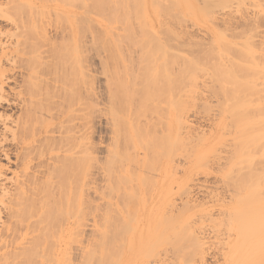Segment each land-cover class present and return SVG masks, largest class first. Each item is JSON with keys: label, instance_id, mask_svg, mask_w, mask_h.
Returning <instances> with one entry per match:
<instances>
[{"label": "bare ground", "instance_id": "1", "mask_svg": "<svg viewBox=\"0 0 264 264\" xmlns=\"http://www.w3.org/2000/svg\"><path fill=\"white\" fill-rule=\"evenodd\" d=\"M143 1L139 0L141 5L138 6L141 12L143 11L142 15L137 13L132 15L131 0H111V6L108 4L94 9L88 0H7L5 3L0 1L2 262L11 264L12 262L8 263L9 260L12 261L14 258L17 260L18 256H22L18 257L22 261L25 258L23 256H26L27 261L31 255L38 254V258L46 260H43L44 263L54 258L53 264H60L59 260L64 256V260L67 259L68 262L64 261V264H74L73 243L77 241L80 243L79 250L84 255H82L84 264H90L91 258L98 253L102 260H105L104 246L100 251L93 248L94 241L89 230L93 216L92 190L95 178L93 165L98 159L93 141L94 115L98 111L108 121L112 140L111 148L107 151V165L104 166L107 172L102 167L106 176L109 175L108 179L106 178L108 185L106 186L109 188L112 184L110 190L105 191H111L109 197L117 194L116 200L117 202L120 200L125 207L127 217L124 216L121 207L115 205L113 208L114 204L107 201L105 213L101 214L102 216L99 214L101 217L98 218L101 219L96 223L98 228L101 225L102 231L98 229L97 232H101L99 235L103 238L102 243H107L106 231L117 223L112 214L114 212L119 214L123 222H132L133 237L130 236L131 239L127 240L130 255L123 264H131L132 260L141 256L143 260L149 259V255L141 246L143 243L149 246L153 244V247L155 243L157 244L158 238L153 239L155 237L153 230L154 227L160 228L163 222L169 220L172 193L165 183L160 186L159 181L155 179L150 181L147 176L140 175L139 171L145 168L142 167L145 165L144 161L149 159L146 158L149 152L155 154L154 159H159L173 158L171 150L177 154L185 151L189 134L185 132L187 65L190 63L193 66L195 63L198 65V62L189 63L186 56H183L186 38L182 25L181 28L177 27V30L172 28L174 25L170 26L169 21L173 20L169 19L174 17L171 13L173 9L174 12L180 9L178 6L182 0L170 2L152 0L153 2H150L153 9ZM193 4L185 2L184 8L196 11ZM124 8H128V13H125ZM139 8L135 11H140ZM150 8L155 10V16L152 15ZM120 9H123L121 12L124 14L116 18L117 21L114 14L112 22L109 23L108 15L113 10ZM92 14L98 16V19L93 21L97 25L94 24L95 30L98 27L101 29L99 32L103 33L97 34V41L104 38L110 41L107 48H104L106 53L104 69L108 79L104 95L106 97L103 98L104 100L107 98L108 105L102 113L99 109L96 111L98 105H94V102H99L103 98L101 94H97L94 87L90 63L94 42ZM132 16L136 18L138 24L136 27L133 25ZM104 20L108 23L103 22ZM114 22L120 23L121 26L114 27ZM175 23L178 25L176 21ZM113 30L124 31L122 35H125L126 43L133 42L138 62L136 65L130 66L133 63L128 65L127 52H121L119 47H122L125 41H120L121 35L114 33ZM131 36L137 40L132 41L129 39ZM171 41L180 43L179 47L176 46L179 53L173 52L174 48L169 44ZM101 46L103 47L102 44ZM237 62L236 60L230 71L220 70L222 74L218 79L224 77V83L229 85L223 84L222 89L230 103L231 111L228 113L232 114L231 117L235 121L231 119L238 128L239 138H235L237 142L234 143L237 145L235 157L239 155L237 159L241 161L245 154L247 157L243 159L248 160L251 154H259L256 152H259V149L264 151V144L260 143L264 138L262 125L264 121L260 122L262 126L258 123V128L254 119L264 116V107L256 105L253 99L258 94L259 84L253 81V76L248 83H243L247 79H240L236 73L247 68ZM128 66L136 68L132 79L126 77L130 75ZM16 72L22 76V89L15 91L12 98L6 88L11 81H17L15 77L12 78ZM261 101L264 102V99L261 98ZM14 109L19 110L21 114L17 117L13 114L8 115V112ZM175 121L178 125H175ZM159 136L161 137L158 138ZM159 149L161 154L156 155ZM142 153L144 157L141 159ZM3 161L6 164H3ZM162 165L164 162L159 163L156 169L159 171ZM258 165H261V168L253 165L255 169L253 167L251 169L257 170L256 172L262 170L261 175L258 172V176L253 178L251 177L253 174H250L252 181L258 178L256 182H249L246 192H243L240 186L235 190L238 196L236 193L232 212L236 216L239 232H244L242 229L244 225L247 233L238 236L241 238V241H238L240 245L238 248L234 245L237 251L232 247L233 244L231 245V249L235 250L231 255L232 259L234 255V259L237 256L247 258V255H243L246 245H250L252 257L264 256V199H259L264 187L258 186L259 181L260 185L261 182L264 184V159ZM12 167L16 169L13 172ZM9 173L12 177L8 176ZM147 183L151 188L150 196L152 195L149 211L146 210L148 200L144 192ZM112 198L114 200V197ZM109 203L113 204V207ZM127 203L131 205L126 207ZM257 204L261 205L258 207ZM243 215L249 219L246 225L242 221ZM162 234L168 237L167 225L162 229ZM179 248L176 246L175 250L179 251ZM167 250L164 252L165 257L169 254ZM150 253L152 254L153 250ZM15 259L13 264L17 262ZM228 259L232 261L231 258ZM20 260V264H23ZM134 262L137 264V261ZM147 263L152 264L149 261ZM163 264L168 263L164 261Z\"/></svg>", "mask_w": 264, "mask_h": 264}, {"label": "rangeland", "instance_id": "2", "mask_svg": "<svg viewBox=\"0 0 264 264\" xmlns=\"http://www.w3.org/2000/svg\"><path fill=\"white\" fill-rule=\"evenodd\" d=\"M0 1L4 3L7 2V0ZM110 1L111 0H88L92 9L101 6L105 7L111 3ZM150 1L152 0H144L143 2H147L149 7L152 8L153 6H151L152 3ZM138 2L139 0H131L132 15H135L136 13L141 14L143 12H141V8L138 7L141 5L140 2ZM185 2L194 3L193 5L196 7V9H194L197 12L189 11L184 8ZM178 7L182 9H177L175 12L173 9L174 14L172 12L171 16L174 15V19L171 17L169 20H173L174 23L173 21H169L170 26L174 25L172 28H175L176 30L181 27L183 28L186 38V46L183 56H186L189 63L192 61L198 62V65H196L197 63L194 64L195 67L191 63V65H187V98H185L187 104L185 119L187 126L185 127L187 129L185 128V132L186 134L189 133L187 137L189 141L187 140V145L185 146L186 149L183 151L185 154L183 152H179V154H177L174 153V150H171L173 153L171 156H173V158L163 157L154 159L155 154L149 152V155L146 157L149 159H147L146 162L144 161L145 165L142 167V164H140L142 168L145 167L143 171H139L140 175L143 177L144 175L147 176L148 180L153 179L154 181L155 179L156 181H159L160 186L163 183L167 185L172 193L171 202L173 206L171 205L170 207L172 208L169 209V220L167 222H163L160 228L154 227L153 235L155 237H153V239L157 240L158 238L157 244L152 241V243H155L154 247L153 244L149 246L146 245V243H143L141 246V249L146 251L145 253L149 255V259L143 260V256H141L136 260H132L130 263L135 264L134 261H137V264H148L147 262L149 261L152 262V264H163L165 261V263L168 264H264V256L259 255L257 257H252L249 251L250 245L246 244V249L243 255H247V258L237 256L236 259H234V255L232 259L231 256L240 245L238 241L240 242L241 238L239 237L244 236L247 233L244 225L242 228L244 229V232H239L240 230L237 227L236 216L232 212V206L235 205V194L237 193L235 190H237L240 186L241 190L246 192V186L248 183H254V181L256 182L258 178L252 181L251 177L254 178L256 175L258 176V172H260L259 175H261L262 170H258V172H256L257 170L254 171L253 169H255V167H253V165H257L258 169L261 168V165L259 166L258 164L264 159V151L259 149L261 147L257 148L259 149V152H256L259 154H251V157L248 160L243 159L247 157V154L241 158V161H238L237 159L239 155L237 158L235 157L237 156V153H235L237 152V145L234 143L237 142L236 139L239 138V133L237 131L238 128L235 126V120L231 117L232 114H229V111H231L230 103L227 100V97L223 94L222 86L225 84V81H223L224 77H222L221 80L218 79L219 77L221 78L222 74L220 70L229 69L230 71V69L234 67L237 60L238 64L240 63L247 68L244 71H238L236 73L237 76L242 80L247 79L246 81H243L245 84L254 77L253 81H255L257 85L259 84L257 87L259 91H257L258 94H256L253 99L255 100L254 102L256 105H263L262 107H264V102L261 101V98L264 99V0H182ZM137 8H139L140 11H137ZM151 8V13L155 16V10H152L153 8ZM124 9L125 13H128V8ZM135 9L137 10L135 11ZM122 10L123 9H120V11L113 10L112 13L108 15L109 23L110 21L112 22L114 14L116 15L115 21H117L116 18L124 14L121 12ZM95 11H92V13ZM106 13L107 12L104 13V16H106ZM91 16L93 17L92 22L95 21V19H98L96 14H92ZM132 18L133 25L136 27V25H138L136 23V18L134 16H132ZM175 21L178 25H175ZM103 22L108 23L105 20ZM94 24L95 23L93 22L92 36L94 42L90 54V63L92 75L94 76V87L97 94H101V98H103L107 91L108 79L104 69V57L106 55L104 48H107V44L110 41H107L105 38L97 41V34H101L102 31L99 32L101 29L99 30L98 27H96L97 29L95 30L94 27L96 24ZM119 26H121L120 23L116 24L114 22V27ZM113 31L116 34L121 35L119 36L121 37L120 41H125L122 43V47H119L121 52H127L126 61L128 60V65L131 63L133 64L130 66L136 65L138 62L135 56L134 51L136 49L133 47V42L129 44L126 43L127 40L125 39V35H122L124 34V31ZM119 37H117V39ZM129 39L132 41L137 40L132 38V36L129 37ZM169 44L171 48H174V53H179L176 50V46L179 47L180 43L171 41ZM237 49L241 50V52ZM236 54H238L239 57ZM235 55L242 61H240V59L238 60ZM128 69L130 75H126V77L132 79V75L135 73L136 68L128 66ZM248 72L252 75L249 76ZM14 77L17 81H11L10 84H7L8 87L6 88L7 91H10V96L12 98L14 97L15 91L17 92L22 89V76L16 72L15 74L13 73L12 78ZM225 85L229 86L227 84ZM104 98L99 102H94L95 106L98 105L96 111L99 109L101 113L108 105L107 98L105 100ZM97 113H99V115ZM97 113L94 115L95 134L93 141L97 148L96 156L98 159L93 165V175L95 177L93 180L94 188L92 190L93 216L91 217V228L89 230L90 235L92 236L91 239L94 241H91L93 248L100 251L102 246H104L103 252H105V255L103 257H105V260H102V256L98 253L91 258L90 264H123L124 261L128 260L130 255L127 240L131 239L130 236H132V222H123L120 219L119 214L114 212L112 215L116 219L117 223L115 225H111L107 229V243H102L103 238L99 235L100 231L97 232L98 229H101L102 231L101 225H99V228L96 227L97 221L101 219L98 218V216L101 217V214L105 213L104 211L106 208L104 207L108 205L106 203L107 201L114 204L113 207V204L109 203L113 208H115V205L121 207L124 216L127 217L125 207L122 203H120V200L117 202V194L112 195V197H114V200H112L113 198L109 197L111 196V191H109L110 193L105 191L110 190L109 188L112 184L109 188L107 187L106 178L109 175L106 176L104 171H102V167L105 168V172H107L106 167L104 166L107 165V151L111 148L112 140L109 134L110 127L107 124L108 121L106 120V117L100 115L99 111ZM12 114L14 117H17L21 114V112L17 109H14L12 112H8V115ZM254 119L257 124L255 126H258L259 128L258 123L260 124V122L264 121V116ZM263 123L262 125L264 126ZM175 125H178L177 121H175ZM159 134L162 135L160 130ZM160 137L161 136L158 138ZM261 142L264 144V138L261 139L260 143ZM158 154H161V149L157 151L156 155ZM143 157L144 154L142 153L140 158L142 159ZM158 160L164 162L162 169L159 171L156 168H158L159 163L162 164V162H159ZM3 164H6V162L3 161ZM252 167L253 169H251ZM128 169L134 170V168ZM15 170V167L11 168L12 172ZM250 174H253V176L250 177ZM8 176L12 177V174L9 173ZM262 177L263 175L260 176V179H262ZM258 183V186L264 187V184H262L263 182H261V185L260 181ZM147 185L144 186V192L146 199L148 200V203L146 202L148 207L146 210L149 211L150 199L152 195L150 196V185L148 183ZM152 185H154V183H152ZM113 192L114 191H112V194ZM104 199H106V201ZM259 199H264V191L261 192ZM130 205L131 203H129L126 207ZM260 205L261 204H257L256 206L259 207ZM98 206L99 208L102 206L104 209L102 207L99 209ZM95 216L97 218H95ZM248 220V217L243 215L242 221L245 225ZM166 225L169 228L168 237H165V235L162 234V229ZM231 245L232 247H235V250L234 248L231 249ZM234 245H236L237 248ZM176 246L178 248L179 246L181 247L179 248V251L177 249L175 250ZM79 247V241L73 243L74 264H84L85 262V260L82 259L84 255L79 250ZM180 249L182 251H180ZM185 249L187 252H185ZM151 250H153L152 254L150 253ZM165 250L168 251L169 256H164L166 254L164 253ZM4 251L5 249L3 252ZM2 254L3 253H0V255ZM37 256L39 255L37 254ZM37 256H35V254L33 256L31 255L30 258L28 257L29 259H27V261H25L27 258L26 256H23L25 257L23 258L24 261H22V259H18V257L22 258V256H18L17 260L15 258L14 259L18 264H20L19 260L21 263L23 262V264H38V262H40V264L47 263L43 262V260L46 261L45 259L42 257L38 258ZM9 258L11 259L12 257ZM228 258H231L233 262ZM237 258H239V260H237ZM248 259L249 261H247ZM1 260L0 262L4 264L5 261L2 262L3 260ZM13 260H9L8 263L12 262L11 264H13ZM52 260L48 261L47 264H49V262L53 264ZM66 260H64V256L61 257L59 260L60 264H64V261ZM54 262L57 263L55 260ZM66 263L68 262L66 261ZM5 264L7 263L5 262Z\"/></svg>", "mask_w": 264, "mask_h": 264}]
</instances>
